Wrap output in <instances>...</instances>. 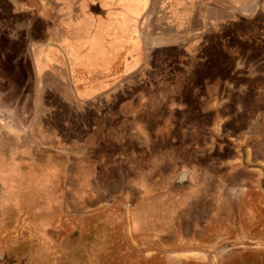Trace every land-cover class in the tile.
I'll list each match as a JSON object with an SVG mask.
<instances>
[{"label": "rangeland", "instance_id": "1", "mask_svg": "<svg viewBox=\"0 0 264 264\" xmlns=\"http://www.w3.org/2000/svg\"><path fill=\"white\" fill-rule=\"evenodd\" d=\"M204 1L138 62L135 2L0 0V264H264V0L156 32Z\"/></svg>", "mask_w": 264, "mask_h": 264}, {"label": "crops", "instance_id": "2", "mask_svg": "<svg viewBox=\"0 0 264 264\" xmlns=\"http://www.w3.org/2000/svg\"><path fill=\"white\" fill-rule=\"evenodd\" d=\"M130 1H131L130 4H132V5L134 4V2L136 3V5H134V7H137L135 10L136 11L135 13H136L137 17L139 18L138 20L140 22L139 23L140 25H135L138 28L137 29L138 31L136 30V32H133L135 30V26L132 25L133 31H132L131 36L133 38V41L124 47L123 54L125 52H127L129 47L135 46L136 42L140 41L142 43V51L140 53H137V55H138L137 59L134 58L135 60H138V62H140V60H141L140 57L142 55H143V59L147 58L150 55V54H147V55L145 54V52H146L145 45H154V47H155V45L161 46V45L172 44V45L176 46L179 43L181 37H185V36H190L191 38L197 37L198 32H201V31H204L205 29L210 28V26L207 27L208 26L207 21H209L213 16H215L214 14L216 13V9L208 8L207 14H204L203 16L200 15V13H197V11L198 12L200 11L199 9L202 5H204V4L208 5V4L205 1L200 2V3L198 2L195 5H193V7H192L193 13H192V17H191L190 21L194 26L191 27V31L186 32V30H188V29H185L184 32H182V34H179L178 31H172V30H170V31L167 30L165 33L161 32V31L156 32L158 30V28L156 27L157 21L155 20V14L157 11H159V8H158L159 3H156V0H130ZM250 4H252V5L250 6L249 9L256 6L255 3L253 2V0H250L247 3V7ZM52 6H53V8H55L56 11H58L57 5H52ZM123 6H124V4H122V7ZM48 7L51 8V5H48ZM165 7H167V5H165ZM247 7H244V5H241V8L243 10H248ZM116 8H119V7L116 5ZM169 8H170V6H169ZM224 9H226V8H224ZM33 11H34L33 16L35 17V23L37 24V26H41L43 28V30H42L43 34L45 33L44 30L46 31V34H48V33L54 34L56 32L57 28L60 29V26H58V25H60L61 19H64L67 16L66 14H58V15H55V18H50V16H48L49 14H46L45 13L46 11H44V10H37L36 12H35V10H33ZM88 11H89V14L91 16L99 17V18L104 17L105 12H106V10H104L101 7L100 3L96 2V1H94L92 4H88ZM59 13H61V12H59ZM132 14H134V13H132ZM197 19H198V21H201V23H200L201 25H199L198 22L196 23ZM142 21L145 22L144 31H142L139 28L141 26ZM35 44L40 46V48L46 47L47 45H49V44L43 43L42 41H36L35 43L33 42L32 46ZM57 47H60V46L57 45ZM41 51H40V53H41ZM65 51L67 53L69 52V50H67V49H65ZM64 55H65V52H64ZM134 57H136V55ZM38 63H35V61H34V65L36 68H37L36 65ZM143 65H144V63L142 61L140 65L135 66V68H134L133 65L128 63L129 67L133 66L131 69V70H133L132 72L140 71V69L143 67ZM114 67H118V64L114 65L112 67V70ZM123 67L125 68L124 65H122V69H123ZM72 77H73V79H75L74 74L72 75ZM100 91H101L100 89H97V90L94 89L93 90V92L96 94L94 96V99H98L103 94L102 92L100 93ZM103 91H105V90H103ZM262 97H263V95L261 94L260 98H262Z\"/></svg>", "mask_w": 264, "mask_h": 264}, {"label": "flooded vegetation", "instance_id": "3", "mask_svg": "<svg viewBox=\"0 0 264 264\" xmlns=\"http://www.w3.org/2000/svg\"><path fill=\"white\" fill-rule=\"evenodd\" d=\"M33 261H34V259H33Z\"/></svg>", "mask_w": 264, "mask_h": 264}]
</instances>
